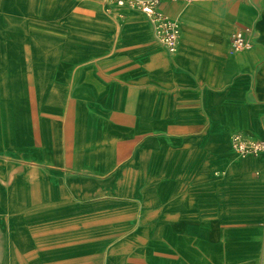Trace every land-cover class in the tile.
Segmentation results:
<instances>
[{
  "label": "crops",
  "instance_id": "crops-1",
  "mask_svg": "<svg viewBox=\"0 0 264 264\" xmlns=\"http://www.w3.org/2000/svg\"><path fill=\"white\" fill-rule=\"evenodd\" d=\"M158 10L0 0V260L264 264V0Z\"/></svg>",
  "mask_w": 264,
  "mask_h": 264
},
{
  "label": "built area",
  "instance_id": "built-area-1",
  "mask_svg": "<svg viewBox=\"0 0 264 264\" xmlns=\"http://www.w3.org/2000/svg\"><path fill=\"white\" fill-rule=\"evenodd\" d=\"M162 0H143L134 4L148 15L154 25L155 33L167 50L171 53L175 52L181 38V29L178 21L168 17L164 12L159 11ZM182 1L191 3L194 0H169ZM121 4L125 2L120 1ZM232 49L241 52L250 48V44L246 41L242 33H237L232 39ZM233 148L242 156L258 155L264 152V140L246 139L241 134H235L232 137Z\"/></svg>",
  "mask_w": 264,
  "mask_h": 264
},
{
  "label": "rangeland",
  "instance_id": "rangeland-1",
  "mask_svg": "<svg viewBox=\"0 0 264 264\" xmlns=\"http://www.w3.org/2000/svg\"><path fill=\"white\" fill-rule=\"evenodd\" d=\"M114 1L117 4V6H119V7H124V6L131 5L133 7L138 8L134 3L137 2V1H143V0H129V3L126 2V0H123L125 2L124 4H121L120 3L121 0H114ZM138 9H140V8H138ZM109 199H111L112 202L113 201L114 202H118V200H119L118 197H117V199L109 197ZM107 200H108V198H107ZM104 201H105L104 196H102V197L97 198L96 201H95V203H96V205H98L99 203H103ZM85 214H87V212H85ZM103 214H104V212H102V211H99V210L96 211V221H97L96 228H97V231L104 230V228L102 226V220H101V217L103 216ZM79 230H84V229H80L79 228ZM40 234L41 233H40V231L38 229H34L33 228V231H32L33 239H38V236ZM47 234H45V235H47ZM39 246H40L39 243H33L32 244L33 249H32V256H31L32 258H31V260H25L23 258H13V259H10V260L1 259L0 260V264H39V261L37 259V252L39 251ZM113 246H115V245H113Z\"/></svg>",
  "mask_w": 264,
  "mask_h": 264
}]
</instances>
